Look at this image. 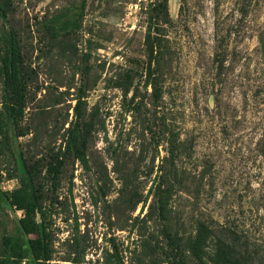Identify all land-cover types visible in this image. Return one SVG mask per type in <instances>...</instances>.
I'll list each match as a JSON object with an SVG mask.
<instances>
[{
	"label": "rangeland",
	"instance_id": "1",
	"mask_svg": "<svg viewBox=\"0 0 264 264\" xmlns=\"http://www.w3.org/2000/svg\"><path fill=\"white\" fill-rule=\"evenodd\" d=\"M163 1L150 55L156 0H0V196L34 187L41 264H264V0ZM23 216L0 202V264H40Z\"/></svg>",
	"mask_w": 264,
	"mask_h": 264
},
{
	"label": "trees",
	"instance_id": "2",
	"mask_svg": "<svg viewBox=\"0 0 264 264\" xmlns=\"http://www.w3.org/2000/svg\"><path fill=\"white\" fill-rule=\"evenodd\" d=\"M163 0H156V2L151 3V11L148 15L149 27L146 35L147 40V51L150 55H153L155 52L154 43H153V25L157 18L161 15L162 8H166V3ZM0 19L5 22L6 29L4 31V43L7 50V73L11 82H13L14 88H18V81L22 76V52L18 42V37L13 27L8 25L7 15L0 3ZM5 110L7 114V132L9 138L14 142L17 138V128H18V117L15 112L14 107L8 103L5 105ZM78 125L73 128V134L71 136V141L76 144L78 140ZM16 153L18 155V162L20 165H25L22 157L21 151L15 147ZM81 159L85 162L84 155H81ZM29 176V175H28ZM33 188L30 184H27L21 190L18 191L17 195H14L12 198H3L0 196V202L7 204L8 206L24 212V216L17 220L19 228L20 239L17 240L14 244L10 245L11 249L16 247L17 249H29V252L33 255V259L40 264L44 261L47 262L50 260L48 252L46 249H49L48 243L41 236V227L37 222L36 213L39 210V205L33 196ZM211 231L205 226L199 229L197 236L192 244V251L197 258H202L205 253V249L209 246V240ZM35 236V239L31 237ZM26 247V248H25ZM24 255H21L23 258ZM215 260L218 264H243L240 258L234 256L230 251H226L221 246L217 247V253L215 254ZM46 264V263H44Z\"/></svg>",
	"mask_w": 264,
	"mask_h": 264
}]
</instances>
